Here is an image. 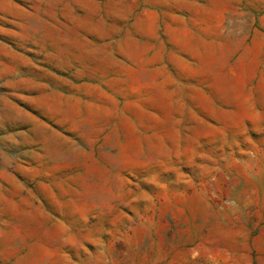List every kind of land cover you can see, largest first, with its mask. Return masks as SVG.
Masks as SVG:
<instances>
[{
    "label": "rangeland",
    "instance_id": "rangeland-1",
    "mask_svg": "<svg viewBox=\"0 0 264 264\" xmlns=\"http://www.w3.org/2000/svg\"><path fill=\"white\" fill-rule=\"evenodd\" d=\"M0 264H264V0H0Z\"/></svg>",
    "mask_w": 264,
    "mask_h": 264
}]
</instances>
